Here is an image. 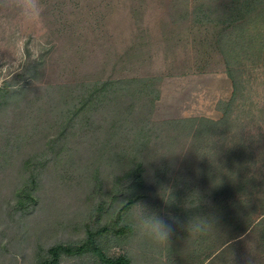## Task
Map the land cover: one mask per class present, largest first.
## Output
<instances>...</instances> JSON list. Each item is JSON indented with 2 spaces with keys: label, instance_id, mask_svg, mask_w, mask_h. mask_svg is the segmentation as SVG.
Here are the masks:
<instances>
[{
  "label": "rangeland",
  "instance_id": "1",
  "mask_svg": "<svg viewBox=\"0 0 264 264\" xmlns=\"http://www.w3.org/2000/svg\"><path fill=\"white\" fill-rule=\"evenodd\" d=\"M230 1L0 0V89L51 93L0 116V264H44L51 247L90 235L131 264H264V19L244 34L201 24V6L217 22ZM106 81L138 95L102 97L76 137L51 145L79 100L59 87ZM12 134L27 143L8 145ZM30 179L37 204L16 210ZM138 205L168 239L144 234ZM202 205L223 225H204ZM59 264L103 263L87 253Z\"/></svg>",
  "mask_w": 264,
  "mask_h": 264
},
{
  "label": "trees",
  "instance_id": "2",
  "mask_svg": "<svg viewBox=\"0 0 264 264\" xmlns=\"http://www.w3.org/2000/svg\"><path fill=\"white\" fill-rule=\"evenodd\" d=\"M201 13H202L201 24L209 23L210 25L211 23H214L217 25L218 23H220V26L223 25V30L220 32L222 35L229 34L234 31L243 33V31H246L245 26H247L249 23L250 24L256 23L260 19H264V0H231L229 4H226V6H224V15L223 17H221L222 20H218L217 22H215L214 18H212L213 17L212 9L210 10L204 9V7L201 6ZM202 19H206V21ZM253 42H254V37L251 38L248 43H253ZM59 89L60 90L57 91L58 92L57 94L58 95L62 94V96L60 95L61 97H59V99L60 98L63 99L64 97L65 98L75 97L79 100H78V104L74 108L68 109L69 110L68 114H70L71 116L68 115L65 125H64V120H65V117L67 116L66 114H64V119H62L61 117L62 120H60L57 123L56 127H61L63 130L60 132V135H59L60 137H58L57 139H54L51 142V145H55L56 143L60 142L61 139L63 138H65L63 139L65 140L64 142L67 143L66 140L68 138L76 137L77 136L75 133L76 131L74 132L73 129H76L75 128L76 125L80 123V119H81L80 117H82V115L87 114L89 112L87 111V109H89L90 107L95 109L98 103L100 102L102 103L103 101L102 97H108L109 95L111 96L110 101L112 100L114 101V100H118L119 96L121 97L129 96L131 100L132 99L134 100L136 96L138 95V90H135V91L129 90V93H127L126 96L122 95L121 93L122 88L120 86V82H112V81H106L104 83L96 82L91 85H88L86 83L80 84V85H67V86H61L59 87ZM48 94H51V93L45 87L38 88V89L37 88L32 89V87L27 88V89L21 88V89H17L14 91H11V89H9L8 86L5 88H1L0 89V116L3 115V112L7 106L8 107L15 106L19 108L25 107V109L29 110L34 106V103L36 101H39L41 99V97H39L40 95L46 96ZM9 97H14L15 102L12 104L9 103ZM21 98H23V100ZM67 103L69 104L70 102H67ZM8 112L9 110H7L6 113ZM71 112L74 114L72 115ZM17 115H19V113ZM22 116L27 118L26 114L24 115V113H20L19 118ZM227 123H228V116H226L223 121H217V122L211 121V120L207 121V123L205 124L203 128L204 129L208 128L207 135H209V134H213L214 132H216V129L222 127L223 125ZM28 126L29 125H25L24 127L21 126L22 128H20V130L24 132V129H27ZM142 131L145 132L146 131L145 128ZM203 133L204 132L201 127V135ZM24 135L28 137V134H24ZM67 135L68 137H66ZM12 138H14V134L11 135V139ZM144 139H141V140H144ZM13 140L14 141H8L7 144L13 145V146L18 145L17 147H20V145L23 144V142H25V144L27 143L26 138L22 136H17ZM41 157H43V155L41 156H39V154L32 155V156L30 155L29 156L30 159L29 161L26 162V164H30L32 163L33 159H40ZM140 168H141L140 166L137 167V171H141ZM209 169H212L208 171L213 173V168L209 167ZM36 185H37V181L34 179H30L24 184H22V186L19 188L18 192L16 193V201H17L16 206H15L16 210L20 211V210H23L25 207H28L29 205L34 206L35 204H37V199L35 196V189H36L35 186ZM222 187L224 188V185L215 184V186H212V189L221 190L220 188ZM227 187L228 185L225 186V188ZM210 188H211V185H210ZM131 204H132V201H130L127 204V206H125V209H128L129 205ZM210 215L213 217V212L210 206L202 205L201 206V222H203L204 225L207 224V221L209 220L212 221V217H210ZM213 218L217 222L219 227L223 225L224 220L220 221L221 219L220 216L218 217L215 216ZM125 230L126 229L122 228L119 231L123 233L125 232ZM87 253H91L95 255L96 257H98L99 260L103 264H131L130 260L127 259L126 257H119V258L113 259V258H109L108 256H106V254L101 250V248L96 245L92 235H90L81 245H77V246L56 245V246L51 247L48 250L49 258L45 260L44 264H59L60 259L63 255L81 256Z\"/></svg>",
  "mask_w": 264,
  "mask_h": 264
},
{
  "label": "clouds",
  "instance_id": "3",
  "mask_svg": "<svg viewBox=\"0 0 264 264\" xmlns=\"http://www.w3.org/2000/svg\"><path fill=\"white\" fill-rule=\"evenodd\" d=\"M30 8L34 10L35 5H31ZM137 219L144 234L148 235L153 240L159 242L164 238L168 239V234L162 227L160 221L154 215H150L148 211L140 205H138Z\"/></svg>",
  "mask_w": 264,
  "mask_h": 264
}]
</instances>
